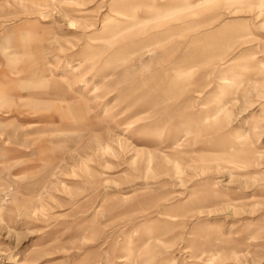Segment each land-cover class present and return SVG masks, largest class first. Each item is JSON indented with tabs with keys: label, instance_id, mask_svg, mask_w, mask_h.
Masks as SVG:
<instances>
[{
	"label": "rangeland",
	"instance_id": "374dc122",
	"mask_svg": "<svg viewBox=\"0 0 264 264\" xmlns=\"http://www.w3.org/2000/svg\"><path fill=\"white\" fill-rule=\"evenodd\" d=\"M0 264H264V0H0Z\"/></svg>",
	"mask_w": 264,
	"mask_h": 264
},
{
	"label": "bare ground",
	"instance_id": "6f19581e",
	"mask_svg": "<svg viewBox=\"0 0 264 264\" xmlns=\"http://www.w3.org/2000/svg\"><path fill=\"white\" fill-rule=\"evenodd\" d=\"M151 18H155V17H151ZM116 20V19H115ZM152 20V19H151ZM118 21V20H117ZM140 21L142 22L143 21V19H137V17H135L134 18V20H133V24H134V26H138V24H140ZM119 22V21H118ZM132 22V21H131ZM133 127V126H132ZM129 128V127H128Z\"/></svg>",
	"mask_w": 264,
	"mask_h": 264
}]
</instances>
